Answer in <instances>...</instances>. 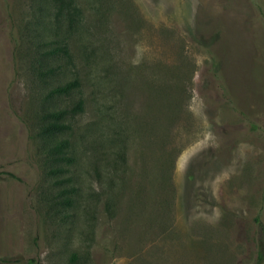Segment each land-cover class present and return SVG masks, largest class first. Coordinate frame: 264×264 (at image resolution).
<instances>
[{
    "label": "rangeland",
    "instance_id": "rangeland-1",
    "mask_svg": "<svg viewBox=\"0 0 264 264\" xmlns=\"http://www.w3.org/2000/svg\"><path fill=\"white\" fill-rule=\"evenodd\" d=\"M72 6L0 0V264H264V0ZM74 79L64 211L37 125Z\"/></svg>",
    "mask_w": 264,
    "mask_h": 264
},
{
    "label": "trees",
    "instance_id": "trees-1",
    "mask_svg": "<svg viewBox=\"0 0 264 264\" xmlns=\"http://www.w3.org/2000/svg\"><path fill=\"white\" fill-rule=\"evenodd\" d=\"M58 2V12L69 6L68 11L69 22L76 8L72 6V0H56ZM60 3V4H59ZM74 11V12H73ZM58 49L62 54L69 57L66 47L63 45ZM50 54H54L51 50ZM52 70H47L44 74L41 70L38 72L40 78L50 76ZM79 87L77 79L67 81L65 83H57L50 87L45 95L50 107L42 108L38 116L37 135L40 139V153L43 156L44 173L48 177L56 179L57 189L53 194L55 204L66 211L74 205V193L72 173L69 171L75 163V154L73 152L72 143L68 135L73 128L75 117L84 110V101L78 97L73 103L66 106H56L58 101L71 94L72 91ZM262 249L264 248V238H260ZM263 251L258 253L259 259H262Z\"/></svg>",
    "mask_w": 264,
    "mask_h": 264
}]
</instances>
